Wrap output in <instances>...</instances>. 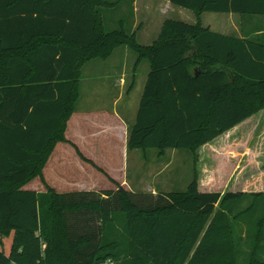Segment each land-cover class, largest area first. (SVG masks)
<instances>
[{"label": "trees", "instance_id": "trees-1", "mask_svg": "<svg viewBox=\"0 0 264 264\" xmlns=\"http://www.w3.org/2000/svg\"><path fill=\"white\" fill-rule=\"evenodd\" d=\"M164 1L197 19L264 17V0ZM123 2L0 0V264H264V192L199 186V150L264 110V27L236 38L167 19L143 46L124 22L107 29L104 11ZM120 47L150 64L128 148L191 151L186 192L114 181L115 190L59 193L45 181L57 144L69 143L84 66ZM37 178L45 192L25 189ZM234 224L251 230L243 263Z\"/></svg>", "mask_w": 264, "mask_h": 264}, {"label": "rangeland", "instance_id": "rangeland-1", "mask_svg": "<svg viewBox=\"0 0 264 264\" xmlns=\"http://www.w3.org/2000/svg\"><path fill=\"white\" fill-rule=\"evenodd\" d=\"M129 1L130 0H125V2L120 4V6L116 9H107L104 11L107 29H119L121 22H124L125 28L128 32L141 30L138 34V41L143 46L151 45L158 38L162 26L167 19L182 21L188 24H195L199 21L203 27L206 23H212L213 27L217 28L218 30H223L225 28L224 23L228 20H214V18H227L231 16L229 14L226 15L220 13H203V16H201L203 17L202 21L201 18L197 19L194 12L188 9L171 5L164 0H140L137 12L138 19L135 20L134 15L132 16V6L130 5ZM165 3H167V5H165ZM209 21L210 23H208ZM135 22L136 26L141 23L140 27H138L137 29H134ZM228 22L226 24H228ZM213 27L212 29L214 30ZM231 33L237 35L236 30L231 31ZM91 66L88 67L90 69H86L85 79H94V81H97V84L99 85L103 82H107L109 85V92L107 94L108 96L106 98L107 100L105 104L101 106H95L93 108L96 110L99 109L100 111H113L115 108L119 110L121 109L124 103H126V100L124 99L123 101L118 103V107L117 105H114L115 99L119 95V88L117 87L118 89H115L113 82L117 78H121L122 76H124L126 77V80L128 82L125 91L126 96L128 95V92H131V107L134 111L132 121L134 124L147 82L148 74L150 72V64L147 61L138 63V55L128 47H123L110 61L105 62L102 60H96L94 63H92ZM91 68L105 69V72L102 74L101 72L96 71L95 75L91 76L90 74H93L92 71H94ZM109 83L111 84V88ZM118 85L119 82L117 86ZM83 90L84 93L87 91L86 88H83ZM260 112H263L262 115L258 116V118H260L261 120L260 127H262L264 125V110ZM257 136H259V132L256 133L255 138L253 140H249V142H251L250 145L256 148L257 152L263 153L262 157L264 158V137L259 138ZM130 152L131 153L129 155L127 180L131 189L138 191L147 190L155 192H186L188 186L194 179V155L191 151L166 150L163 153H160L156 149H151L145 151L137 150L134 153H132L133 151ZM210 152L212 153V150L203 153V158L207 160L206 165L203 166V169L206 173V169L209 167L208 160H210V156H208V154H210ZM63 156H65L64 158L67 160V167H61V170H57L52 163V165H50L46 170V178L51 183H53V185H58L59 187H61L62 181L73 179L78 180L79 182L100 185L98 187L99 189H116V186H114V184L110 180V175L107 174L104 170L103 172H101L92 164L86 163L84 161V164L81 165L78 159L75 158L73 153L72 155L69 152L64 153ZM98 158L100 159V165L103 166L108 173L120 179L122 173H119L116 170L123 164V154L120 150H117V152H113L111 154H101L99 152ZM220 160V162L217 161V166H221V168H223L224 170L229 169V157L222 156ZM107 181L111 182L113 186L108 185L110 183H107ZM205 186L206 185L202 184L200 186V190L203 191L206 188L219 189L218 191H221L223 193L232 190V186ZM255 190L264 191V187H253L250 188L249 191L254 192ZM243 206H247V203H244ZM258 215H260V213ZM234 232L237 237L242 236V253L240 254V260L243 263L249 258L252 252V248L250 245L251 230L242 227L241 224L237 226H235L234 224ZM263 243V236H260L259 244Z\"/></svg>", "mask_w": 264, "mask_h": 264}, {"label": "crops", "instance_id": "crops-1", "mask_svg": "<svg viewBox=\"0 0 264 264\" xmlns=\"http://www.w3.org/2000/svg\"><path fill=\"white\" fill-rule=\"evenodd\" d=\"M139 1L140 0H135L133 3L135 20L138 19L137 12ZM167 3H165V5H167ZM229 15L231 16L227 18H214V20H230L229 22L227 21L228 24H226L227 22L224 23L225 28L223 30H218L217 28L213 27L212 23H206L204 27L210 28L214 32L230 37L243 38V35L245 34L249 37L251 36V34H253L254 36V34L257 35L262 33L264 38V31H262L261 33H254L257 28L264 27V17H247L242 20L239 14L231 13ZM201 19L203 21V17H201ZM208 23H210V21ZM140 25L141 23L136 26L135 22L134 29H137L138 27H140ZM212 27L214 28V30L212 29ZM233 29L237 31V35L231 33V31H234ZM136 31L138 39V34L141 30ZM121 48L123 47L116 49L112 56L107 60L95 59L88 62L82 70V78L80 80V97L75 105V111L67 123V129L65 132V137L69 141V143L57 144L53 155L50 158V161L44 169V178L46 183L59 193L109 190L107 188L99 189L98 187L100 185L97 184L79 182L78 180L73 179L62 181L61 187H59L58 185H53V183H51L46 178V170L50 165H52V163L57 170H61V167H67L66 164L68 165V163L64 158L65 156H63L64 153L69 152L71 155L73 153L75 158L78 159L79 163L81 165L84 164L85 161L81 159V157L78 155L77 150L72 146V144L77 146L81 154L87 160L92 161L98 168L104 170L107 174H109L111 178L110 180L112 181L114 186H116V184L114 183L115 181L130 191L152 192L154 194L157 193L155 191L134 190L131 189L128 184L127 178L129 155L131 153L130 151H133L132 153H134L137 150H129L128 148L129 132L134 125L132 121L134 111L131 107V92H128L127 96L125 94L128 84L126 77L122 76L121 78H117L113 82L114 88H119V95L115 99L114 105H117L118 107V103H120L124 99L126 100V103H124L120 110L117 108H115L113 111L104 110L106 112H104L103 110L100 111L99 109L96 110L93 107L105 104L107 100L106 98L108 96L107 94L109 92L108 83L103 82L99 85L97 84V81H94V79H85L86 69H90L88 67H90L92 63H94L96 60H102L105 62L110 61L115 57L116 53ZM91 69L94 70L92 71L93 74H90L91 76H94L96 71L101 72L102 74L105 72V69ZM118 82L119 85L117 86ZM83 88L87 89L85 93ZM262 113L263 112H259L257 115L241 123L237 127L220 136L214 142L205 145L199 150V186H201L202 184L206 185L205 187L232 186V190L230 191L234 192H252L249 191L250 188L264 187V158L262 157L263 153L257 152L256 148L250 145L251 142H249V140H253L255 138L256 133L258 132L259 136L257 137H264V125L260 127L261 120L260 118H258V116L262 115ZM117 150H120L123 154V164L121 167L116 169L117 172L122 173L120 179L108 173L107 170L100 165V159L98 158L99 152L101 154H111L113 152H117ZM209 150H212V153L210 152V154H208V156H210V160H208L209 167L206 169V173L203 169V166L206 165L207 160L203 158V153H206V151L209 152ZM222 156L229 157L230 167L227 170H224L223 168H221V166H217V161L220 162ZM107 183H110L108 185H112L111 182L107 181ZM25 189L33 190L39 193L46 191V187L39 178L30 182L25 187ZM213 190L215 189L206 188L203 191ZM254 192L264 191L255 190Z\"/></svg>", "mask_w": 264, "mask_h": 264}]
</instances>
